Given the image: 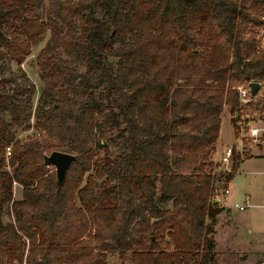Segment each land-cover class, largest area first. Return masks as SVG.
Returning <instances> with one entry per match:
<instances>
[{"label":"trees","instance_id":"obj_1","mask_svg":"<svg viewBox=\"0 0 264 264\" xmlns=\"http://www.w3.org/2000/svg\"><path fill=\"white\" fill-rule=\"evenodd\" d=\"M44 2L0 0V62L51 33L36 107L25 72L0 80V264H217L215 191L240 159L214 155L236 86L264 84V0H50L47 20ZM54 151L77 157L61 187Z\"/></svg>","mask_w":264,"mask_h":264},{"label":"rangeland","instance_id":"obj_2","mask_svg":"<svg viewBox=\"0 0 264 264\" xmlns=\"http://www.w3.org/2000/svg\"><path fill=\"white\" fill-rule=\"evenodd\" d=\"M49 3L50 0H45L43 6V16L45 20H47ZM50 38H51V33L48 32L45 38L33 48V54L21 66L9 60L5 61L4 63L0 62V80L8 79L11 81L13 80L14 82L15 81L20 82L19 80L22 78V73L25 72L27 78H29L36 85V95L34 99L35 107L37 106L38 101L40 99L41 91L45 86V82L41 77V71L37 65V57L41 53V51L47 46L48 42L50 41ZM263 38H264V31H261L259 33V39L261 41V44ZM13 81L12 83L10 82L8 84V88H11V90L14 89L15 87V83ZM263 91H264V84H263ZM254 107L255 106L252 105L250 107L245 108L246 109L245 112L249 115V117L245 118V120L254 119L256 121V118L254 116ZM225 108L226 110H228V114L230 115V117H233L232 113L230 112V109L228 107ZM223 119H224V126H223L222 138L224 141H226V139H228L229 137V124L227 123L228 116L226 112L223 115ZM39 134L40 132L36 128L35 119H33L30 125L27 126L25 129L19 130L17 132V136L20 140L27 139L28 137L31 136H39ZM107 135L108 136H106L105 139L102 141V145L104 147L98 150L99 157L101 158H105L108 156L114 157L117 154V147L115 145V142L109 138L115 136L116 132H111L108 133ZM261 142H264V140H262ZM253 151H257L258 153H260L258 150H253ZM246 153H244L242 156L246 157L247 156ZM220 160L221 157L219 156L217 159V163H220ZM232 182H234L236 189V190L234 189L235 195L233 196L234 204H243L246 196H249L251 201L254 200L255 204L264 206V157H253L248 161L242 163L239 170H237L236 175L232 180ZM225 186L226 185L224 184L221 187H225ZM229 188L231 189L232 187ZM21 192H22L21 187L19 185H16L15 199H18L20 197ZM234 212L236 211L234 210ZM250 212H252V215H250V218L247 220V222L249 221L250 224L254 225V227H257L256 230L258 232V235L256 236L255 234L252 235L247 234L245 229H242L240 231L242 232L243 236H246L245 237L246 239L255 238L257 240L258 245L253 244L250 248L248 247L249 248L248 260L246 261L245 264H259L258 261L260 260V258L257 259L255 253L256 250H259L260 253L261 250L264 251V207H255L253 209H250ZM246 215H247V211L245 212L237 211L236 213H234L235 219L240 223H244L246 221V217H245ZM5 220L10 221V218L8 216H5ZM225 239H226L225 235L223 234L219 235L220 242L225 241ZM222 246L223 245H220V248ZM253 250L254 252H251ZM109 264H121L119 255L118 254L111 255ZM218 264H237V263L234 260L225 258L220 262H218Z\"/></svg>","mask_w":264,"mask_h":264},{"label":"crops","instance_id":"obj_3","mask_svg":"<svg viewBox=\"0 0 264 264\" xmlns=\"http://www.w3.org/2000/svg\"><path fill=\"white\" fill-rule=\"evenodd\" d=\"M226 112L228 119H227V123L229 124V137L228 139H226V141L223 140V126H224V119H223V115ZM232 117H230V115L228 114V110H224L223 114H222V125H221V131H220V137L219 140L216 144V152L214 155V160L215 162H217L218 157H222L225 148L228 146H233L234 144H236V136L234 133V128H233V123L231 120ZM264 142H261L259 145L254 146L252 149L253 150H258L260 153H258L257 151H253L252 149L250 151H248L246 154V157H241L240 158V162L238 165V170L241 166L242 163H244L245 161H248L249 159L253 158V157H264ZM236 175V173H235ZM234 175V177H235ZM233 177V179H234ZM232 179V180H233ZM232 180L226 185L228 187L229 190V194L226 196H220L218 198L217 204L219 205V207L221 208H225V210H223L217 217V222L214 226V239H215V244H216V248H215V253H216V263L218 264V262H220L221 260L225 259V258H229L231 260H234L237 264H245L246 261L248 260V250L249 248L253 245L257 243V240L255 238L253 239H246V236L242 235V232L240 230L245 229L247 234H255L256 236L258 235L257 232V227H254V225L250 224V222L247 220L250 218V215H252V212H250V209H253L255 207H264L261 205H257L254 203V200L251 201L249 196H246L245 200L248 199L249 200V205L250 207L247 208L246 210L242 211L245 212L247 211V215L246 217V221L244 223H240L239 221H237L234 217V210H233V205H234V195H235V185L234 182H232ZM17 185V184H16ZM15 185V186H16ZM21 187V186H20ZM229 187H232L231 189ZM22 192L20 194V197L16 200H21L23 197V188L21 187ZM236 190V189H235ZM244 200V202H245ZM243 202V203H244ZM251 213V214H250ZM223 234L225 235L226 239L223 242L219 241V235ZM220 245H223L220 248ZM249 247V248H248ZM251 252H254L251 251ZM256 258H260V260L258 261L259 264L264 263V251L261 250V253L259 250H256L255 253ZM111 257V256H110ZM109 257V260H110ZM257 262V263H258Z\"/></svg>","mask_w":264,"mask_h":264},{"label":"built area","instance_id":"obj_4","mask_svg":"<svg viewBox=\"0 0 264 264\" xmlns=\"http://www.w3.org/2000/svg\"><path fill=\"white\" fill-rule=\"evenodd\" d=\"M264 46V38L262 41ZM255 82H244L236 86L240 108L236 111L232 119H234L233 128L236 136V144L228 146L221 157L219 169L225 172H231L233 165V158L239 157L250 151L254 146H257L264 140V91L263 84H260V89L255 95H252L250 84ZM258 83V82H256ZM254 107V119L245 120L249 115L245 112L246 107ZM257 106V108H256ZM224 184L221 183L215 191L214 201H218L220 196H226L229 194L228 187H221ZM226 185V184H225ZM249 200L246 199L243 204H234L233 209L236 211H244L249 208ZM264 264V263H262Z\"/></svg>","mask_w":264,"mask_h":264},{"label":"water","instance_id":"obj_5","mask_svg":"<svg viewBox=\"0 0 264 264\" xmlns=\"http://www.w3.org/2000/svg\"><path fill=\"white\" fill-rule=\"evenodd\" d=\"M260 87L261 86L259 83H251L250 89L252 95H255ZM76 158V155L63 151H54L50 155H46L44 157L45 165L47 167H55L59 187L64 184L68 171L70 170L72 164L75 162Z\"/></svg>","mask_w":264,"mask_h":264}]
</instances>
